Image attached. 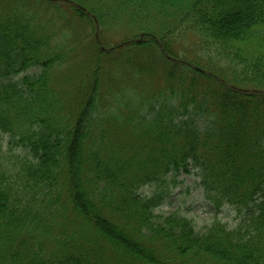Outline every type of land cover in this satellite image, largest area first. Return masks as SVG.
I'll use <instances>...</instances> for the list:
<instances>
[{
    "label": "trees",
    "instance_id": "trees-1",
    "mask_svg": "<svg viewBox=\"0 0 264 264\" xmlns=\"http://www.w3.org/2000/svg\"><path fill=\"white\" fill-rule=\"evenodd\" d=\"M0 1V264H264V0ZM194 170L234 228L139 193Z\"/></svg>",
    "mask_w": 264,
    "mask_h": 264
},
{
    "label": "rangeland",
    "instance_id": "rangeland-1",
    "mask_svg": "<svg viewBox=\"0 0 264 264\" xmlns=\"http://www.w3.org/2000/svg\"><path fill=\"white\" fill-rule=\"evenodd\" d=\"M13 1L14 7H16V1L20 0ZM21 1L26 2L28 0ZM45 4L47 3L45 2ZM0 6L4 13H9L13 10L4 8L5 5H1V3ZM59 6L63 7L64 5L60 4ZM45 9L46 8L43 7L42 2H36L25 13L28 16H30V14L36 15V21L45 22L50 19L51 15L45 14ZM85 10L87 11V9ZM88 17L92 18L93 20L96 19V17L92 16L88 12L87 17L79 18V23L74 25L75 29L78 31V36H80L79 39L81 41L76 38L69 45L68 42H65V49L72 48L71 50L74 52L79 50L85 54L89 49V38H91L94 34L98 39L100 38L101 41H103L105 44L107 43L108 45H113V43L121 40L122 36L125 35L123 29L117 28V26H115L116 28L109 31L108 28H104L101 26V24L98 25L97 19L95 20L96 23L94 21V26L92 27L88 22ZM92 28H95L93 29L94 31ZM180 28L181 26L177 24L173 27L175 32ZM64 31L67 32L69 36H73V31L70 30V32H68L66 28ZM129 34L130 33L128 32L127 35ZM180 41L182 50L186 49L187 54L192 56L194 51L189 50L191 43L188 41L187 37H182ZM51 49H54L53 44H51L50 51H52ZM153 190L165 192L164 203L154 211L157 216H168L169 214L177 213L180 216L191 219L196 231L204 232L205 228L213 222L215 217L219 218L223 223H225L228 229L234 228L243 218V215H238L229 206L223 207L218 213H216V211L210 206L206 198L203 196V185L201 184L199 175L195 170L190 174H186L184 172L175 174L173 179L169 178L165 183L147 185L143 187L139 193L141 196H150L153 193Z\"/></svg>",
    "mask_w": 264,
    "mask_h": 264
}]
</instances>
